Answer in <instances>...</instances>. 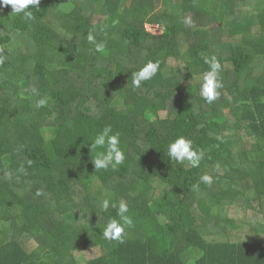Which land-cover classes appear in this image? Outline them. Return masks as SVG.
I'll use <instances>...</instances> for the list:
<instances>
[{
    "label": "trees",
    "instance_id": "trees-1",
    "mask_svg": "<svg viewBox=\"0 0 264 264\" xmlns=\"http://www.w3.org/2000/svg\"><path fill=\"white\" fill-rule=\"evenodd\" d=\"M32 11L26 21L0 6V264H264V0ZM213 55L223 87L208 104ZM148 61L160 69L136 88ZM107 126L125 161L96 171L105 149L90 144ZM179 136L204 151L199 167L167 156ZM104 198L117 208L102 211ZM122 200L132 224L122 242L104 239Z\"/></svg>",
    "mask_w": 264,
    "mask_h": 264
},
{
    "label": "clouds",
    "instance_id": "clouds-1",
    "mask_svg": "<svg viewBox=\"0 0 264 264\" xmlns=\"http://www.w3.org/2000/svg\"><path fill=\"white\" fill-rule=\"evenodd\" d=\"M40 0H0V6H11L12 13L23 14L22 18L26 21L34 19L32 9L38 8ZM186 23H191V20H186ZM158 27V26H156ZM87 41L95 45L97 52L102 51L104 45L96 41L92 32L87 34ZM5 57L0 55V64L4 62ZM204 62L208 65V70L203 73V83L199 87V95L208 103L215 102L219 95L220 89L223 87L221 80L222 65L219 59L213 55L210 58L205 57ZM159 61H148L138 71L132 72V85L136 88L141 87L142 83L151 80L159 71ZM47 103V98H41L37 102V107H44ZM91 150L95 148H103L105 151L98 153L97 157L92 160L95 170L108 169L109 167L116 168L125 161V154L120 147V134L117 132L113 134L111 126H107L100 132L90 144ZM204 151L202 149L194 148L193 141L185 136H179L167 147V156L170 160L177 163H184L187 161L192 167H199L201 160L204 158ZM31 163V162H29ZM23 171V169H21ZM200 183L211 185L213 177L205 173L200 177ZM199 187V183L194 185ZM37 196L43 195L42 191L36 192ZM117 208V205L112 203L109 199L104 198L100 202L102 211ZM129 206L127 202L120 201L118 205L117 218L110 219L102 230V237L107 240H119L122 242V237L125 234L126 228L131 226L132 220L127 213Z\"/></svg>",
    "mask_w": 264,
    "mask_h": 264
},
{
    "label": "rangeland",
    "instance_id": "rangeland-1",
    "mask_svg": "<svg viewBox=\"0 0 264 264\" xmlns=\"http://www.w3.org/2000/svg\"><path fill=\"white\" fill-rule=\"evenodd\" d=\"M148 29L152 32H158L160 33V31L162 32V28L156 27V26H148ZM166 114L162 113V117H165ZM148 117L152 120L154 119V117H152L151 115H148Z\"/></svg>",
    "mask_w": 264,
    "mask_h": 264
},
{
    "label": "water",
    "instance_id": "water-1",
    "mask_svg": "<svg viewBox=\"0 0 264 264\" xmlns=\"http://www.w3.org/2000/svg\"><path fill=\"white\" fill-rule=\"evenodd\" d=\"M160 28H162V27H160Z\"/></svg>",
    "mask_w": 264,
    "mask_h": 264
}]
</instances>
